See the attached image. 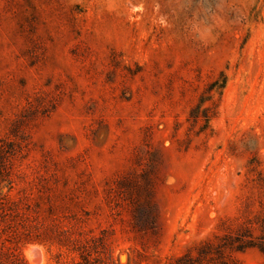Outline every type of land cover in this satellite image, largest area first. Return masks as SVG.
I'll return each mask as SVG.
<instances>
[{
    "label": "rangeland",
    "instance_id": "obj_1",
    "mask_svg": "<svg viewBox=\"0 0 264 264\" xmlns=\"http://www.w3.org/2000/svg\"><path fill=\"white\" fill-rule=\"evenodd\" d=\"M0 264H264V0H0Z\"/></svg>",
    "mask_w": 264,
    "mask_h": 264
},
{
    "label": "clouds",
    "instance_id": "obj_2",
    "mask_svg": "<svg viewBox=\"0 0 264 264\" xmlns=\"http://www.w3.org/2000/svg\"><path fill=\"white\" fill-rule=\"evenodd\" d=\"M206 38V37H205Z\"/></svg>",
    "mask_w": 264,
    "mask_h": 264
}]
</instances>
